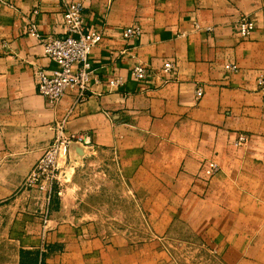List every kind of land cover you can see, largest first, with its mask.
Masks as SVG:
<instances>
[{
  "label": "crops",
  "instance_id": "1",
  "mask_svg": "<svg viewBox=\"0 0 264 264\" xmlns=\"http://www.w3.org/2000/svg\"><path fill=\"white\" fill-rule=\"evenodd\" d=\"M79 1L85 25L102 33L90 50L101 81L83 102L68 93L50 104L34 71L53 63L27 22L37 8L40 34L61 33L63 1L0 0V224L10 221L0 234L15 253L11 264L21 252L42 253L43 264H175L158 237L177 222L214 248L219 264H264V0ZM243 16L254 25L244 38ZM132 23L141 34L124 38ZM165 60L175 69L157 70L161 85L130 74L135 63L159 69ZM227 62L238 70L227 73ZM115 76L124 83L109 89ZM59 120L71 158L94 149L129 157L148 241L63 216L55 183L47 199L19 188ZM239 134L247 138L235 143ZM206 159L220 166L209 177Z\"/></svg>",
  "mask_w": 264,
  "mask_h": 264
},
{
  "label": "built area",
  "instance_id": "2",
  "mask_svg": "<svg viewBox=\"0 0 264 264\" xmlns=\"http://www.w3.org/2000/svg\"><path fill=\"white\" fill-rule=\"evenodd\" d=\"M62 32L59 34H40L35 15L38 9L31 12L27 22V32L37 37L42 45L43 53L51 59L53 65L49 67H37L34 71L35 86L50 104H55L65 94H72L74 104L83 102L92 84L100 83L92 67L90 50L102 40V33L94 30L83 22L82 3L79 0H62ZM253 21L248 16L238 20V32L241 37H247L253 29ZM141 27L138 23L126 26L122 31L124 38L138 37ZM175 63L172 60L163 61L159 69H148L140 62L130 68V74L137 80L151 81L152 85H161L166 79L162 78L159 71L169 73L174 71ZM227 73L236 72V63L224 64ZM121 76H115L108 80L107 87L116 89L123 85ZM259 84L264 85V77L259 79ZM203 88L197 86L194 89L195 98L201 97ZM245 134H239L235 143L246 140ZM72 137L66 133L65 121L59 120L54 124L53 137L43 150L39 158L33 164L20 183V189L35 190L47 199L52 191L55 181L59 178V157H66L70 148ZM204 175L212 176L219 171V164L212 159H206L201 164ZM59 195L60 192L57 191ZM48 222L47 216L43 217V223Z\"/></svg>",
  "mask_w": 264,
  "mask_h": 264
},
{
  "label": "rangeland",
  "instance_id": "3",
  "mask_svg": "<svg viewBox=\"0 0 264 264\" xmlns=\"http://www.w3.org/2000/svg\"><path fill=\"white\" fill-rule=\"evenodd\" d=\"M128 159L102 149L87 151L78 158L60 156L59 178L53 191L60 197L63 216H73L79 223L94 222L132 243L148 241L152 237L150 225L141 214L143 207L129 170L133 164ZM9 222L4 220L0 228L8 227ZM8 238L0 234V262L6 259L11 264L15 253L10 247L6 249ZM158 239L160 248L175 264H219L215 249L185 223L177 222Z\"/></svg>",
  "mask_w": 264,
  "mask_h": 264
},
{
  "label": "trees",
  "instance_id": "4",
  "mask_svg": "<svg viewBox=\"0 0 264 264\" xmlns=\"http://www.w3.org/2000/svg\"><path fill=\"white\" fill-rule=\"evenodd\" d=\"M31 256V257H30ZM42 262V253H22L20 254V262L19 264H38Z\"/></svg>",
  "mask_w": 264,
  "mask_h": 264
}]
</instances>
